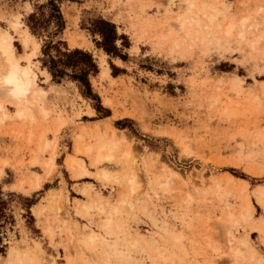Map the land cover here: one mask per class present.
Returning <instances> with one entry per match:
<instances>
[{"label": "rangeland", "instance_id": "obj_1", "mask_svg": "<svg viewBox=\"0 0 264 264\" xmlns=\"http://www.w3.org/2000/svg\"><path fill=\"white\" fill-rule=\"evenodd\" d=\"M48 1L0 0V34H10L20 63L36 73L47 111L35 104L33 118L19 117V106L0 94V264H104V247L90 240L89 231L118 242L132 264H257L249 248L264 258V0H193L200 17L219 11L212 30H203L211 37L206 40L184 38L177 29L176 20L190 14L187 0H54L63 29L51 19L33 32L29 15L46 20ZM230 22L235 30L226 35ZM103 33L113 36L110 52L101 46ZM49 41L62 51L91 53L97 72L88 77L90 93L69 76L53 79L42 65L56 55L55 47L43 54ZM120 132L129 137L119 140ZM100 138L118 141L117 155L132 149V158L95 167L78 153L90 174L75 178L66 157L76 154L77 144ZM44 141L48 150L40 148ZM53 146L56 168L48 177ZM202 167L204 180L216 179L221 189L204 186L196 174ZM101 168L111 170L110 181L98 177ZM129 171L141 186L131 193L134 208L124 204L125 213L116 215L122 223L128 214L126 234L111 235L102 226L107 213L83 210L84 189L118 202L129 193L127 179L118 178ZM37 176L43 183L33 188ZM247 193L253 216L245 221ZM231 212L239 221L231 226L232 245L248 242L238 258L230 256L225 239ZM161 227L177 241H167ZM126 238L140 239L137 247Z\"/></svg>", "mask_w": 264, "mask_h": 264}, {"label": "bare ground", "instance_id": "obj_2", "mask_svg": "<svg viewBox=\"0 0 264 264\" xmlns=\"http://www.w3.org/2000/svg\"><path fill=\"white\" fill-rule=\"evenodd\" d=\"M187 2L190 4V8H189L190 9L189 10L190 14H189V16L187 18H185V19L176 20V26H177V29L179 30V33L184 38H189V39H194L195 36L201 37V39H203V40L211 39L210 35H208V34L207 35H203V30L204 29H211L214 26V22L217 21L220 18L219 15H218L219 11L217 9H212L209 12L204 11V14H202V17H200L201 15L195 12L196 9L193 10L195 8V6L193 4V0H187ZM217 3H219V2H217ZM208 6H210V5H208ZM210 8H212V6H210L209 9ZM203 18L206 19L204 21H207V24H203L202 23L203 22L202 21ZM246 19L247 18L242 20L243 22L240 21V23L244 24V21ZM261 23H263V22H261ZM217 27L221 28L222 24L220 22H217ZM224 27H226V28H224L225 29L224 32H225L226 35H230L233 32V30H235L234 29L235 28V24L233 22L228 23L227 26H224ZM12 45L13 44H12L11 36H10L9 33L3 32L2 34H0V57L3 59V67L0 69V94L3 95L5 98H8V99L12 100L15 104H17L19 106V108H18V110L16 112V115L19 116V117L29 116L30 118H33V113H31L30 110H31V107L33 105H35V104H38L39 107H41L42 112L46 115L47 111L44 109L43 103L41 101V95L44 92H46V91L44 89H42V88H37L36 87V73L31 71V66L29 64L22 65L20 63L19 58L17 57L16 53L13 51ZM35 45H36L37 48L39 47V43L38 42H36ZM31 56H32V53L29 54L26 57V59L28 61H30ZM109 72H110V67L104 66L102 73L104 75H108ZM21 105H23V106H21ZM3 108H4V106L0 102V109H3ZM3 115L6 116L7 114L3 113ZM115 132L117 133L118 131H115ZM128 137L129 136L124 133V134L120 135V139L119 140H124V139H127ZM119 146H120L119 142L115 141L114 139L104 140L102 138L96 140V142L94 141V143L85 144L84 146L77 144L76 147H75L76 154L68 155L66 157V163L68 165V169L72 172V174H73V176L75 178H84L85 176H88L90 174V170H89V168L86 165L85 159L83 157L79 156V154H83V155L89 157L90 164L92 166H95V167L96 166H101L102 164H105V163H112L114 161L115 162L116 161L120 162V160L124 161V162L129 161V159L132 158L131 157L132 156V149L125 150V151L121 152L120 155H117L116 154V150L119 148ZM49 147H51V146H50L48 141H44L43 145H40V148L42 150H48ZM57 151L58 150H57L56 146L55 147L53 146L52 150L50 149V158L48 159V161H46V165L49 168L48 169V177H52L53 171L56 168L55 159H56ZM122 164H124V163H121V165ZM129 164H131V162H129ZM134 164H133V166H136V164L135 165ZM124 166H126V164H124ZM204 170L205 169L202 167L199 171L196 172L197 176H199L201 178V180L203 181L204 186L208 185L209 183H214L216 187L218 186V188L221 189L222 188L221 184L216 179L212 178V179H209V180H207V179L204 180V178H203ZM129 173H131V172L129 171ZM114 176H113V179L116 178V177L114 178ZM98 177L101 178L104 181H110L111 177H112V172L109 169L101 168V170L99 171ZM121 177L122 178H120V177L118 178L120 183L122 182V179H124V178L127 179L126 187H127V184H128L129 193H126L125 196L120 198V201H118V202L117 201L112 202L110 200L103 199L101 197V195H98L97 197H94L91 194V192H90L91 189L90 190L88 188L84 189V192L88 195V200H87L88 202L83 203V205H82L83 210L85 211V213H89L91 211V209H96V210H99L100 212L107 213L108 217L104 220V222L102 223V226L106 230H108L111 235L112 234L118 235V233H119L118 231L123 232L124 234H126L125 232L127 231V229L126 230L124 229V227L126 228V226H123L122 223L126 222L128 220L127 219L128 218L127 217L128 214L125 217H123L124 220H125V218L127 220L126 221L123 220L122 223L116 219V215L119 214V213H121V214L125 213V212L122 213V211H124L123 210L124 204H125V207L127 205L129 207V209L130 208L131 209L134 208L133 199H136V198L132 199L131 198V193H133L139 186H141V185H139L138 175H137L136 172H132L127 177H126V174H124V176H121ZM204 177H206V176L204 175ZM235 179L236 178H234L230 174L226 175V182L227 183H232L233 181H235ZM33 180H35V177H34ZM189 181L193 182V179H191L189 177ZM32 182L34 183L33 185L31 183L33 188H39L41 186V184L43 183V180L37 176L36 181L35 182L32 181ZM239 183L242 185L243 192H246L248 183L245 180H243V179ZM137 192H135V193H137ZM221 194H223V193H221ZM59 204L62 205V203H59ZM61 205L58 206L59 209H62ZM125 209L127 210L128 208H125ZM252 216H253V205H252L251 200L249 198V195L247 193V194H245V197H244V205H243L240 217L242 219H244L245 221H248ZM65 217H64V219H65ZM227 217H228V219L225 222L228 224L229 227L227 228V231L225 232L226 233V235H225L226 238L225 239H226V241L229 244L228 248L231 251L230 252V256L238 258L243 253L242 252L243 251V247H245L248 244V242L247 241L246 242L238 241L237 245H235V246L232 245L234 243V241H236V240H235V237L233 235L231 226H233L236 223L238 224L239 221H238V219H236L234 217V214H232V212L229 213V215H227ZM67 220H69V218L65 219L66 222H69ZM124 224H126V223H124ZM161 229H162V231H164V234L162 232H160V233H162V236H164L166 239L169 238V239H167V241L170 240V239H172V240L174 239V240L177 241V239L179 237L178 235H176L175 233H172V231H170L169 229H166L165 227H161ZM128 233L130 234V232H128ZM98 235L99 234H96L93 231H89V235L88 236H89L91 241H93V242H97L98 241L99 244L104 247V248L102 247L104 249L103 253L107 256V258L105 257L106 259L104 260V264H112L113 261H115L114 262L115 264H132L131 261H130L131 260L130 257L129 256H125L122 253V251L118 248V246H117L118 242L114 243L112 245L109 240H107L106 238H101ZM128 235H126V236H128ZM162 236H161V238H162ZM127 238L125 239L126 243H128L129 245L137 247L140 239L130 242L129 239H127ZM146 240H148V239L146 238ZM145 242H147V241H145ZM173 242L171 241L172 244H174ZM214 249L215 250H219V248H217V247L214 248ZM249 249H250L249 260L251 262H254V263L256 262L257 264H260V263L264 262L263 261L264 258L261 256L259 251H257L253 246H251ZM226 252H227V250H226ZM227 253L229 254V252H227Z\"/></svg>", "mask_w": 264, "mask_h": 264}, {"label": "trees", "instance_id": "obj_3", "mask_svg": "<svg viewBox=\"0 0 264 264\" xmlns=\"http://www.w3.org/2000/svg\"><path fill=\"white\" fill-rule=\"evenodd\" d=\"M48 5L51 6V11L46 20L36 17L35 13H31L29 15V19L31 21L29 28L33 32L36 31L38 27H41L44 22H48L51 19L55 20L57 30L63 29V20L59 6L54 3V0H49ZM102 23L104 25H108L107 22L102 21ZM102 36L103 43L101 46L106 52H110L111 50L108 45H112L110 40L113 36L112 34L108 36L104 33ZM49 47H55L56 55L53 57L49 56L48 62L44 60L42 65L48 68V71L51 73L53 79H61L64 76H69L73 80H76L81 85L85 86L90 93L91 89L88 77L90 74H95L97 72V65L94 62L91 53L79 48L62 51L56 44L49 41L42 48L43 54H46V50Z\"/></svg>", "mask_w": 264, "mask_h": 264}]
</instances>
